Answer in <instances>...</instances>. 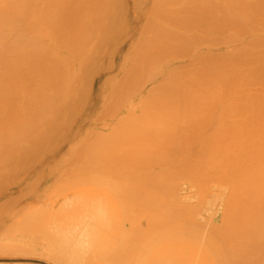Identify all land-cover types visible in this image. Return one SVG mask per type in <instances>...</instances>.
Segmentation results:
<instances>
[{"label":"bare ground","instance_id":"6f19581e","mask_svg":"<svg viewBox=\"0 0 264 264\" xmlns=\"http://www.w3.org/2000/svg\"><path fill=\"white\" fill-rule=\"evenodd\" d=\"M85 118L176 171L214 263L264 264V0H0V166Z\"/></svg>","mask_w":264,"mask_h":264},{"label":"rangeland","instance_id":"374dc122","mask_svg":"<svg viewBox=\"0 0 264 264\" xmlns=\"http://www.w3.org/2000/svg\"><path fill=\"white\" fill-rule=\"evenodd\" d=\"M63 125L65 133L26 142L0 166V264H219L217 237L200 225L210 217L184 216L191 204L176 171L146 165V139L143 153H132L135 136L119 124L106 133L94 118ZM87 235L94 241L82 253L75 245ZM253 249L239 253H263ZM30 250L32 260L12 261Z\"/></svg>","mask_w":264,"mask_h":264}]
</instances>
